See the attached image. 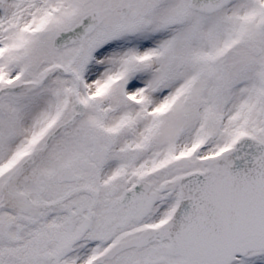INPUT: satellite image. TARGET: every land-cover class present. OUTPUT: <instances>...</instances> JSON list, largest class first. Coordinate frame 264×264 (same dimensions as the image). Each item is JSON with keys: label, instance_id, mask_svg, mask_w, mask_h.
Here are the masks:
<instances>
[{"label": "snow or ice", "instance_id": "snow-or-ice-1", "mask_svg": "<svg viewBox=\"0 0 264 264\" xmlns=\"http://www.w3.org/2000/svg\"><path fill=\"white\" fill-rule=\"evenodd\" d=\"M0 264H264V0H0Z\"/></svg>", "mask_w": 264, "mask_h": 264}]
</instances>
